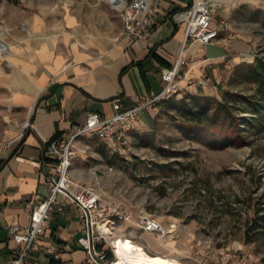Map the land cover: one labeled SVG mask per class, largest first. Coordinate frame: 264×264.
Segmentation results:
<instances>
[{
  "label": "crops",
  "instance_id": "obj_1",
  "mask_svg": "<svg viewBox=\"0 0 264 264\" xmlns=\"http://www.w3.org/2000/svg\"><path fill=\"white\" fill-rule=\"evenodd\" d=\"M157 1L152 31L131 45L113 40L120 28V14L112 35L96 33L92 26L77 22L75 15L65 11L57 22L54 16L45 20L36 12L24 19L5 18L0 23V37L7 45L5 55H0V140L16 138L19 123L26 118L33 124L10 148L0 152V264H9V249L15 246L6 224L25 227L29 220L25 202L33 195H47L45 177L53 170V157L44 151L47 138L73 131L89 112L111 115L115 97L120 98L121 108L141 102L160 89L161 69L172 66L179 56L180 89L205 94L213 92L231 66L246 56L251 59L248 39L230 35L235 29L230 16L238 6L237 0H216L212 24L218 25L221 20L225 24L218 36L207 42L185 39L183 24L170 18L172 11L187 7L192 0ZM23 21L25 26L21 28ZM150 112L144 109L139 113L140 126H148ZM80 142L89 144L91 154L78 153L72 158V179L89 181L96 173L105 194L124 188L116 180L117 172L106 169L111 164L101 160L94 139L82 138ZM62 201L60 211L50 212L40 244L63 243L65 249L59 259L42 249L36 251L32 264H100L87 260L84 250L70 242L80 233L79 209L68 199ZM140 207L133 208V213ZM159 220L165 226L175 223L174 233L159 236L128 222H117L113 235L122 247L160 255L169 264H198L193 249L199 238L183 232L188 224H179L177 218L169 223Z\"/></svg>",
  "mask_w": 264,
  "mask_h": 264
},
{
  "label": "rangeland",
  "instance_id": "obj_2",
  "mask_svg": "<svg viewBox=\"0 0 264 264\" xmlns=\"http://www.w3.org/2000/svg\"><path fill=\"white\" fill-rule=\"evenodd\" d=\"M237 3L230 16L235 26L230 35L248 39L250 60L246 56L231 66L210 94L182 88L148 105L145 109H151L152 115L148 114V126H140L136 118L124 152L113 150L97 136L92 139L101 160L111 164L117 182L124 186L106 194L110 200L128 199L132 209L143 205L166 223L177 218L179 224H188L183 232L217 245L246 244L264 261V234L244 241L246 222L257 209L264 215L263 117L257 126L240 119L241 135L235 129L220 133L192 126L186 119L196 109L195 98L204 95L227 102L239 117L253 116L238 95L254 90L246 65L256 55L264 56V0ZM63 11L101 35H112L119 25V12L106 0H0V23L36 12L45 20L54 16L57 22ZM19 25L23 28L24 21Z\"/></svg>",
  "mask_w": 264,
  "mask_h": 264
},
{
  "label": "built area",
  "instance_id": "obj_3",
  "mask_svg": "<svg viewBox=\"0 0 264 264\" xmlns=\"http://www.w3.org/2000/svg\"><path fill=\"white\" fill-rule=\"evenodd\" d=\"M106 2L120 14V28L113 36L114 41L131 45L150 34L154 25L157 0H106ZM216 5V0H192L187 7L172 11L170 18L175 23L183 24L185 39L196 38L201 42H207L215 39L220 27L225 24L224 20L218 25L212 24ZM6 51V43L0 39V55H5ZM180 62L181 56L172 66L161 69L162 86L141 102L121 108L120 98L115 97L112 100L114 112L111 115L103 117L98 113L89 112L84 122L73 131L61 132L45 140L44 151L53 157L51 163L53 170L45 177L48 192L44 197L33 195L25 202V209L29 214L25 227L6 224L7 234L15 242V246L9 249V264H32L36 259L35 252L41 249L53 259L61 257L66 244L47 243L41 246L40 235L50 212L63 208L62 199L75 203L79 209L80 233L70 242L81 247L89 261L100 264L113 263L117 257L115 246L117 237L113 235L117 222H128L142 231L159 236L174 233L177 227L175 223L163 225L153 213L147 212L143 205L134 214L129 207L128 199L110 200L102 190L101 180L96 173L93 172L94 175L89 181H74L69 169L75 155L91 154L89 144L80 142L82 138L97 136L113 150L124 152L128 149L129 132L139 113L148 105L169 98L180 90ZM32 126L29 118L21 121L17 137ZM16 138L0 140V152L10 148ZM105 167L109 171L112 170L111 165ZM196 245L193 256L198 264H264V261L246 244L217 245L199 239Z\"/></svg>",
  "mask_w": 264,
  "mask_h": 264
},
{
  "label": "trees",
  "instance_id": "obj_4",
  "mask_svg": "<svg viewBox=\"0 0 264 264\" xmlns=\"http://www.w3.org/2000/svg\"><path fill=\"white\" fill-rule=\"evenodd\" d=\"M246 74L254 81V90L247 95H238L244 100L253 112V116H238L227 102L204 95L195 98L196 109L190 111L186 116L188 123L192 126H202L208 130H218L227 133L235 129L239 135L243 129L239 128L238 122L243 120L246 124L257 126L264 120V56L256 55L254 61L246 65ZM262 116L263 120L259 117ZM256 121V122H255ZM257 209L255 215L245 224L244 241L255 239L257 233L264 234V215H259Z\"/></svg>",
  "mask_w": 264,
  "mask_h": 264
},
{
  "label": "bare ground",
  "instance_id": "obj_5",
  "mask_svg": "<svg viewBox=\"0 0 264 264\" xmlns=\"http://www.w3.org/2000/svg\"><path fill=\"white\" fill-rule=\"evenodd\" d=\"M121 244L122 243L118 242V238L115 239L117 257L114 259L112 264H169L168 261L160 255L150 256L145 253L138 252L133 247L125 245L122 247Z\"/></svg>",
  "mask_w": 264,
  "mask_h": 264
}]
</instances>
